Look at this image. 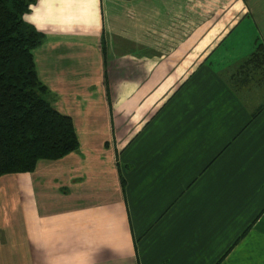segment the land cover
Returning a JSON list of instances; mask_svg holds the SVG:
<instances>
[{
	"label": "crops",
	"instance_id": "obj_1",
	"mask_svg": "<svg viewBox=\"0 0 264 264\" xmlns=\"http://www.w3.org/2000/svg\"><path fill=\"white\" fill-rule=\"evenodd\" d=\"M245 1L31 5L78 146L0 175V264H264V89L228 79L240 35L264 43Z\"/></svg>",
	"mask_w": 264,
	"mask_h": 264
},
{
	"label": "trees",
	"instance_id": "obj_2",
	"mask_svg": "<svg viewBox=\"0 0 264 264\" xmlns=\"http://www.w3.org/2000/svg\"><path fill=\"white\" fill-rule=\"evenodd\" d=\"M35 2L0 0V175L32 171L38 160L61 158L78 146L72 118L52 105L36 72L33 52L44 34L24 19ZM228 79L237 92L251 81L264 89L258 37Z\"/></svg>",
	"mask_w": 264,
	"mask_h": 264
},
{
	"label": "rangeland",
	"instance_id": "obj_3",
	"mask_svg": "<svg viewBox=\"0 0 264 264\" xmlns=\"http://www.w3.org/2000/svg\"><path fill=\"white\" fill-rule=\"evenodd\" d=\"M211 4L213 3V2H210ZM209 3V4H210ZM245 3H246V10L247 9H250V11L251 10H261V11H264V0H246L245 1ZM256 12H258V11H256ZM255 21H256V19H255ZM249 25V24H248ZM241 26H243V25H241ZM259 28H261V27H259ZM261 30V29H260ZM257 37L258 36V39L260 40V41H262L261 40V38H260V36H259V34L257 33V31L255 32V33H253V34H249V33H247V32H245V33H242L241 35H240V40H239V42H240V44H241V47H242V49H247V48H244L245 46L247 47L249 44H251V46H252V42H253V40H254V38L255 37ZM240 47V48H241ZM247 56V55H246ZM242 61V60H241ZM236 67H234L231 71H233L234 69H235ZM228 73H230V71L228 72ZM252 87H256V84H254V82L253 81H251V82H249V83H247V84H243V85H240L239 86V88H240V91H244L245 93H247L248 95H250V93H251V96L252 97H256L257 96V90H255V89H253L252 90ZM252 91H254V92H252ZM264 259V258H263Z\"/></svg>",
	"mask_w": 264,
	"mask_h": 264
}]
</instances>
